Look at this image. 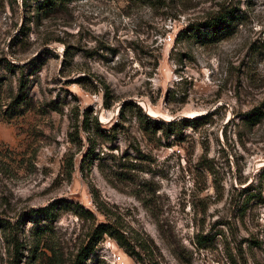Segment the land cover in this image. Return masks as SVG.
Segmentation results:
<instances>
[{"label":"rangeland","instance_id":"rangeland-1","mask_svg":"<svg viewBox=\"0 0 264 264\" xmlns=\"http://www.w3.org/2000/svg\"><path fill=\"white\" fill-rule=\"evenodd\" d=\"M51 1L0 0V264L6 223L16 264H70L98 225L160 264H264V0ZM222 6L228 37L176 41ZM87 264L139 263L104 235Z\"/></svg>","mask_w":264,"mask_h":264},{"label":"trees","instance_id":"trees-1","mask_svg":"<svg viewBox=\"0 0 264 264\" xmlns=\"http://www.w3.org/2000/svg\"><path fill=\"white\" fill-rule=\"evenodd\" d=\"M27 0H22L23 4ZM45 4H42L41 7L48 8L54 5V2L51 0H45ZM237 18L234 16V10H231L227 7H220L215 13L210 17L206 18L204 22L200 25L189 26L186 30H181L176 36V41L185 37H191L193 39H202L205 41H212L213 39H223L228 37L231 33L232 26ZM203 29V30H202ZM190 34L187 36L186 34ZM23 89V88H22ZM137 108L142 115V112L139 107ZM258 117V116H257ZM253 112L248 115V121H256L258 118ZM142 124L146 129H151L153 131H164L168 133H177L181 129L193 128L198 121L197 118H185L178 121L163 122L150 118L147 115H142ZM94 124L96 128H100L101 124L98 120L94 119ZM170 133V132H169ZM54 205L50 208L42 209L40 212L43 214L46 220L52 221L55 217L53 214ZM6 231L9 232V237L11 238V245L14 246L15 254L14 258L16 260L17 249H18V227L17 225H10L6 223L3 227ZM107 235L115 240L119 248H121L127 256L132 258L136 263L139 264H160L159 260L156 258L154 251L147 244V242L141 238L128 237L123 232L116 231L112 227L107 225H98L89 236L87 244L85 247L80 248L77 252L75 258L70 264H87L90 256L93 254L97 244L101 241L102 237ZM208 242L206 237H203L202 234H196L194 237V246L197 249H201ZM175 255V254H174ZM238 256L240 259H243L242 252L240 251ZM177 258V256H176ZM179 259V258H178ZM15 260L11 264H16ZM244 262V260H243ZM229 264H237V260L230 254L229 255ZM245 264V263H243Z\"/></svg>","mask_w":264,"mask_h":264},{"label":"built area","instance_id":"built-area-1","mask_svg":"<svg viewBox=\"0 0 264 264\" xmlns=\"http://www.w3.org/2000/svg\"><path fill=\"white\" fill-rule=\"evenodd\" d=\"M120 258H118V260H119Z\"/></svg>","mask_w":264,"mask_h":264}]
</instances>
